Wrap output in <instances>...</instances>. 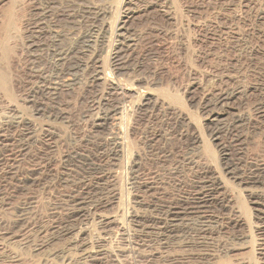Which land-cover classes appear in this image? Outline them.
<instances>
[{"label": "rangeland", "instance_id": "1", "mask_svg": "<svg viewBox=\"0 0 264 264\" xmlns=\"http://www.w3.org/2000/svg\"><path fill=\"white\" fill-rule=\"evenodd\" d=\"M100 24L111 33L97 38L92 30ZM120 27L124 29L118 31ZM88 39L91 48L86 47ZM66 48L71 49L67 60L57 65L54 58ZM91 57L133 90L116 116L125 118L111 120L110 130L91 128L90 119L113 111L116 103L111 92L90 83L92 61H86ZM231 92L225 107L216 108L218 122H211L205 99ZM18 120L32 124L35 142L28 146L27 158L19 153L17 163L7 154L14 155L18 147L8 151L0 144V185L5 191L0 196V231L17 233L15 217L21 213L39 227L61 223L63 193L73 188L59 180L63 166L79 170L72 157L91 155L95 143L118 129L124 133L123 153L108 166L113 185L106 197L117 203L105 210L115 223L106 231L97 221L78 225L84 230L79 242L88 240L85 248L100 243L109 250L113 257L103 264H168L169 259L195 254V247L173 243L162 249L154 237L138 238L130 222L139 212L132 183L154 181L166 198L178 196L190 173L177 160L187 158L222 180L224 201L217 213L221 227L210 237L209 255L197 264H264V255H258L264 241L251 200L264 186L238 185L223 169L239 162L243 172L264 165V0H0V135L16 137ZM46 159L52 166L49 179L30 181L41 175L27 170ZM11 163L16 176L8 179L4 174ZM173 165L178 171L171 176ZM79 171L73 179L81 178ZM70 236H58L42 247L33 232L24 240L0 237V264L74 262L85 248L71 245Z\"/></svg>", "mask_w": 264, "mask_h": 264}, {"label": "bare ground", "instance_id": "2", "mask_svg": "<svg viewBox=\"0 0 264 264\" xmlns=\"http://www.w3.org/2000/svg\"><path fill=\"white\" fill-rule=\"evenodd\" d=\"M125 17L127 19L129 17V13L125 14ZM123 29H124L123 27H120L118 29V31L123 30ZM92 31H94V33H96L95 36L97 38H98L97 35H99V34L101 35V34L105 33L107 35V33L108 34L111 33V32H109L108 26H104L103 24H100V27L98 29H96V30L94 29ZM116 36H119V35H116ZM94 39H96V38H94ZM96 42H97V39H96ZM91 44H92L91 40L88 39V41H86V47L91 48L92 47ZM79 45H80V43H79ZM127 48H129V47H127ZM70 50H71L70 48H66L63 51H60V52L58 51V54L55 53V55L56 54L57 55L54 59H56L55 61H57V63H58L57 65H59V63L61 64L62 61H64L66 59V57L68 58L69 53L71 52ZM81 51H79V53H81ZM85 51H86V49H85ZM90 51H91V49H90ZM82 53H83V51H82ZM73 55H71V56H73ZM92 55H93V53H92ZM90 60L92 61L91 72H90V77H89V79L91 78L90 83H92L94 88H100V89L106 90V94L107 93L109 94V92H111L114 100L116 101V103L114 104L115 106H114L113 111H111L112 110L111 108H110L111 109L110 111H109V109H106L109 112L104 111V113H102L101 115L97 114L90 119L91 120V128H93V130L94 129L95 130H100V129L110 130L107 128L108 125H110L109 122L111 120L117 121L119 119L118 117H116V116H118V111L122 112L123 104L129 102L131 97H133V95L131 94V92L133 90H130L127 86H124L120 82V80L116 77V73L115 74H113V73L109 74L108 73L109 69L106 71V67H104L105 65H103L104 63L99 58L91 57V58L87 59L86 62L88 64H90ZM82 62H84V61H82ZM86 62H84V64ZM58 67H61V66H58ZM62 67H63V65H62ZM112 69L113 70L117 69V67L112 68ZM59 71H61L60 68H59ZM35 84L33 83L34 86H35ZM34 93H35V91H34ZM232 93L233 92H231L230 94L217 93V95H215V96H207V99H205V101H204V110H205V108H207V112L208 113L210 112L211 115L209 118L211 119V122L217 121L216 119H218V116L220 113H217L216 108L218 106L223 107L224 106L223 103L225 101H229L230 100L229 97L233 96ZM134 94H135V92H134ZM53 97H54V95H53ZM99 97H102V96H99ZM112 100L113 99H111V101ZM107 102H109V100ZM94 104H95V102H94ZM121 104H122V106H120ZM220 112H222V110H220ZM261 113H262V111H261ZM121 114L122 113H119V115H121ZM121 117H120V119H122ZM15 125H16V128H19V131L17 130L18 135L16 137L9 139L5 135H0L1 148L5 149V150L9 149L8 151H10L12 146L15 147V145H16L18 147V150L15 151L16 153H14V155L12 154V152L7 154V157H9V160H12L13 163H14V161L16 163L19 162L18 157L20 156L21 153L24 154V156H26L28 154L27 153L28 146L30 147V144L32 145V143L35 142L34 141L35 139H33L32 124L30 122H23L22 120H18L15 122ZM119 125H121V124H119ZM121 129H122V127H121ZM125 129H126V127H125ZM47 131H49V130H47ZM123 136H124V133L121 130L117 129L116 131L113 130V132L109 131L107 138H104V139L100 140V142H97L94 144V150H93V153L91 155L72 157L74 164L76 166H78L80 171L78 169H74V170H72L70 168L67 169V165L63 166L65 168H64V171L62 170V172L59 173V174H61L59 180H60L61 184L70 183V186L73 185V188L69 191L67 190L68 192L63 193V199H62L63 203H61V204L63 205L62 207H64V214L63 215L65 216V219L62 220L61 223H58V224L51 223L50 225H44L42 227H39L27 216V214L21 213L15 217L16 218L15 223L20 225L19 231L17 233L13 232L15 234L12 235L7 230H5V231L1 230L0 231V237L3 238L6 236H11V237H9L10 240H15V239L24 240L26 238H30L31 233L33 232L38 237V239L40 238V240H41L40 244L37 247H42L43 245H46L47 243L51 242V240H53V239L55 240L58 236L61 238L62 236L68 237L69 235H71L70 236L71 241L68 240V242L71 245H75V246L77 245L80 248H85L86 242L88 240L86 242H84V240L82 239L81 240L82 242H79L80 237L78 240V236H80L84 233L83 232L84 230L81 229L83 227L80 226L82 223L83 224L84 223L90 224L93 221H97L96 224H99L98 226H100L104 231H106L105 229H108L109 224H111V222H114L112 220H115V219L111 220V218L105 214L106 213L105 210H107V208H109L110 205H112V203L114 201L115 202L117 201L115 198H113V196H112V200L110 202H108L106 200V197H108L107 196V193H108L107 189L109 187V184L111 183L110 182L111 171L109 170L108 166H109L110 162H112V164H114L118 160L119 156L123 153L122 152L123 151V145H124ZM154 137H156V136H154ZM11 141H13V142H11ZM192 141H194L193 143H195V139ZM126 143H125V145H127ZM237 144H239V143H237ZM126 148H127V146H126ZM125 151H126V149H125ZM238 153H240V152H238ZM125 155L127 156L128 154H125ZM166 156H167L166 154L161 155L162 158H165ZM26 158H27V156H26ZM35 158H36V156H35ZM0 159H2V157ZM20 159H21V157H20ZM179 161H180V166L187 168V170L190 173V177H189L188 182L185 183V185L179 191L178 196L171 197L170 199L166 198L165 194L156 191L157 188L155 187L154 181H147V180L144 181L143 180L141 182H137V183L133 182L132 183V184H134L133 187L135 189V194H136L135 195L136 199L134 201V204L137 206V210L139 212L135 215L134 214L132 215L130 222H132V225L134 227L133 229L137 231V233H138L137 237L138 238H144L147 236L154 237L156 239V241H158L159 246H161L162 249H166L169 245L171 246V244H173V243H177V245L179 244L180 246L182 245L183 247H195L197 249L196 253L193 254L191 257H186L184 259H176V258L175 259H169L167 261L168 264H179L180 262H182V264H197L198 259L201 260L202 257L209 255L208 254V252H209L208 251V248H209L208 242L210 240V237L214 233L213 231L216 230L215 228H217V230H218V228L221 227L220 225L222 222H220L221 219H220V217H218L217 213H218V209H220V207H223V203H224L223 197L219 194V191L222 189V187H221V185H222L221 181L222 180L220 181L219 178L215 174H211L210 171L207 170V167L199 166L197 164V162H195L194 160L187 159V158L186 159L181 158V160H177V162H179ZM49 163H50V160L46 159L44 161H40L38 164L36 163L37 165L31 166L30 169H28V170L26 169L29 172H32V173H35L36 175H41V176L43 173L47 172L46 177H44V175L42 178H41V176L40 177L34 176V178H31L30 181L38 183L39 181H42V180L48 178L50 175V172H52L51 171L52 166ZM65 163H67V162H65ZM225 166L226 167L223 168L225 171V174L228 177L230 176L228 178V180L236 181L237 184L241 185V186H249V187H256V188L259 186H261V187L264 186V165H258V166H253L251 168L243 169L244 172L239 169V166H243L242 162L234 163V164L231 163V165L229 163L227 165L225 164ZM8 167H9V168H7L8 171L4 175H6V177H8V179H11L12 177L16 176L15 175L16 171H14L12 163H11V165L8 164ZM76 171H79V173L81 172V178L80 179L74 178L75 179L74 180L72 178V176H73V173H75ZM176 171H178L177 167L175 165H173L169 171V174L171 176L175 175V174H177ZM134 179H136V178H134ZM134 179H133V181H134ZM19 180H21V179H19ZM4 181L6 182V179ZM11 181H13V179ZM18 182L20 183V181H18ZM10 183L12 184L13 182H10ZM11 184L9 186H11ZM177 185L180 186L179 184H177ZM223 187H224V184H223ZM15 189H16V187H15ZM257 191H258V189H257ZM261 191H263V190H261ZM4 192L5 191H2L1 185H0V196H2ZM262 193H264V192H262ZM262 193H258L257 194L258 197L253 198L254 200L253 199H251V200L253 201L252 204H254L256 206L255 211L257 212V218L259 219V222H260V225L257 229L259 236L262 237V238H260V240L264 241V194H262ZM122 194H124V193H122ZM148 197L150 198L149 200L147 199ZM121 206H122V203H121ZM126 212H127V210H126ZM146 212H148L147 213L148 216L146 215ZM116 213H118V212L116 211ZM122 213L124 214V212H122ZM122 221H124V220H122ZM92 225H94V222ZM76 227H77V229H76ZM88 227H87V229H89ZM90 227H92V226H90ZM93 228H92V230H93ZM75 230H77L78 235L73 234V231H75ZM88 236H89V234H88ZM67 237H66V239H67ZM111 239L112 238H110V240ZM149 239H151V238H149ZM78 243H79V245H78ZM151 246H152V244H151ZM88 247L89 248L86 247L85 249H83L82 255L80 257L77 256L79 259L75 260L74 262H72L73 260L68 261L70 258L68 260L66 259L67 260V261H65V262H67L66 264H103L106 260L113 257V256H111V253L109 252V250L105 249V247L103 245H100V243L95 244L93 247H90V246H88ZM158 249H160V248H158ZM259 251L260 252L258 255L263 256L264 255V247L262 249H260ZM159 252H161V250ZM155 253H156V251H155ZM162 253H164V252H161V254ZM68 255H70V254H68ZM127 255H129V254H127ZM114 258L111 259V262L114 261ZM122 263H124V262L122 261Z\"/></svg>", "mask_w": 264, "mask_h": 264}]
</instances>
